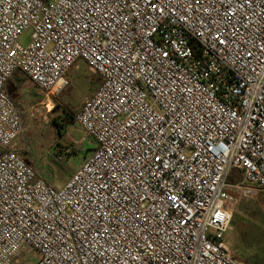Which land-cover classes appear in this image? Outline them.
I'll return each instance as SVG.
<instances>
[{"label":"built area","instance_id":"1","mask_svg":"<svg viewBox=\"0 0 264 264\" xmlns=\"http://www.w3.org/2000/svg\"><path fill=\"white\" fill-rule=\"evenodd\" d=\"M78 60L96 149L56 187L4 85L21 72L50 111ZM0 151V264H239L229 190L257 189L228 178L264 191V0H0Z\"/></svg>","mask_w":264,"mask_h":264},{"label":"rangeland","instance_id":"2","mask_svg":"<svg viewBox=\"0 0 264 264\" xmlns=\"http://www.w3.org/2000/svg\"><path fill=\"white\" fill-rule=\"evenodd\" d=\"M30 34L31 30H26L20 36V43L28 44ZM68 74V84L57 97L56 105L59 107L56 110L53 108L47 111L39 104L43 95L36 89L25 108L19 107L21 104L12 98L23 122V132L17 140V152L19 154L21 151L31 159V163H27L33 168L37 178L56 187L62 186L88 160L83 158L80 150L88 138L74 122L60 127L58 132L53 121L57 119L60 123V117L66 112L76 113L99 86L98 74L82 60L76 62ZM7 90L5 85V91ZM62 152H69L71 156H63L58 160V155ZM237 181L246 187L255 186L257 195L240 198L229 190L231 200L228 204L234 215L226 240L231 256L239 264H264V191L246 182L241 172L232 170L228 183L234 184ZM22 258L27 264H32L39 258V254L28 249L24 250Z\"/></svg>","mask_w":264,"mask_h":264},{"label":"crops","instance_id":"3","mask_svg":"<svg viewBox=\"0 0 264 264\" xmlns=\"http://www.w3.org/2000/svg\"><path fill=\"white\" fill-rule=\"evenodd\" d=\"M78 61H76V62H78ZM72 67L68 70L67 75H69L68 73H70V71L72 70ZM67 75H66V77H67ZM5 85H7V88H8L7 91H5ZM5 85H4V91H5V93L10 97V99L13 102H14V100L12 98L14 97L16 99V101L21 104L19 106L21 108H25L27 106V104L31 101V96L33 95L32 92H33V90L36 89L30 83V81L24 76V74H22L19 71L18 72H15L10 77V79L6 82ZM36 90L39 91L38 89H36ZM14 104H15V102H14ZM19 155L22 156V157H24L26 159V162H28L29 164L31 163V159L29 157H25V155L23 153H21V151H19ZM248 187L256 188L253 185L248 186Z\"/></svg>","mask_w":264,"mask_h":264},{"label":"trees","instance_id":"4","mask_svg":"<svg viewBox=\"0 0 264 264\" xmlns=\"http://www.w3.org/2000/svg\"><path fill=\"white\" fill-rule=\"evenodd\" d=\"M98 81H99V85L101 83V78L99 75H97ZM59 106H55L54 109H58ZM64 113V111H63ZM75 114V113H74ZM74 114H70V113H64V115L62 117H60V123H58L57 119H54V125L57 126L56 130L58 132H60V127H64L65 125H68L72 122H74ZM59 118V117H58ZM22 121V120H21ZM23 123V122H22ZM88 140H86L85 142H83L82 146L80 148L82 154H83V158L87 159L89 158V156L92 155V153L94 152V150L96 149V142L94 141V139H92L90 136L87 135ZM68 156H71V154L68 152ZM24 160H26L24 157H22ZM234 215V214H233ZM233 220V219H232ZM235 221V220H234ZM26 264V263H24Z\"/></svg>","mask_w":264,"mask_h":264}]
</instances>
